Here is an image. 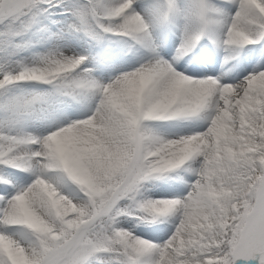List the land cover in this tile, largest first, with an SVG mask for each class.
<instances>
[{
    "label": "snow or ice",
    "instance_id": "6c2138e0",
    "mask_svg": "<svg viewBox=\"0 0 264 264\" xmlns=\"http://www.w3.org/2000/svg\"><path fill=\"white\" fill-rule=\"evenodd\" d=\"M0 264H264V0H0Z\"/></svg>",
    "mask_w": 264,
    "mask_h": 264
}]
</instances>
